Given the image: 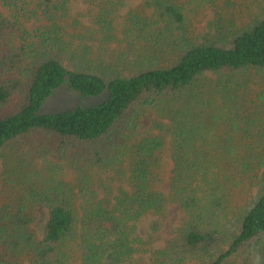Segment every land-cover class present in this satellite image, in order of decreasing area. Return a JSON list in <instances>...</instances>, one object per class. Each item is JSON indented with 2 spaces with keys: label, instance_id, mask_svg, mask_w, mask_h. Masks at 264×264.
Segmentation results:
<instances>
[{
  "label": "trees",
  "instance_id": "obj_1",
  "mask_svg": "<svg viewBox=\"0 0 264 264\" xmlns=\"http://www.w3.org/2000/svg\"><path fill=\"white\" fill-rule=\"evenodd\" d=\"M242 1L144 0L119 25L114 0H0V160L26 195L0 208V264H264V93L243 102L238 79L264 73V5L242 19ZM207 9L221 37L197 42ZM90 42L115 52L81 62ZM63 86L109 95L42 112ZM143 110L155 118L136 138Z\"/></svg>",
  "mask_w": 264,
  "mask_h": 264
},
{
  "label": "rangeland",
  "instance_id": "obj_2",
  "mask_svg": "<svg viewBox=\"0 0 264 264\" xmlns=\"http://www.w3.org/2000/svg\"><path fill=\"white\" fill-rule=\"evenodd\" d=\"M102 1V0H100ZM236 3H240L242 0H234ZM114 2L120 3L119 7L121 8L120 11L116 14L117 17V22L118 24H124L127 14L129 11H142L143 9V3L144 0H114ZM244 2V1H242ZM245 7H244V12L245 16L239 15L238 11H241V7L239 8L234 7L231 12H230V19L232 20H238L241 19H246L249 14H251V11L254 13V17L257 16V12L260 9L261 5H264L263 0H245ZM86 4V3H85ZM87 5V4H86ZM96 4L93 5H87L90 8H93ZM107 6V4H105ZM259 6V7H258ZM72 8L74 9V13L77 15L78 11L82 9L81 3H75L73 4ZM96 15V14H95ZM95 15H85V18H82L81 16L77 15V18L81 22L84 23L82 26L83 29H91L90 23L93 22L95 19ZM250 18V15H249ZM43 24V19L40 21ZM215 22H216V14L213 9H207L205 10L204 13H202L199 17H196L193 22V28H192V37L197 41V42H204L209 39L211 40H217L219 39L220 33L215 27ZM40 24L37 23L38 27ZM123 26V25H122ZM72 32H74L72 30ZM88 50L83 48V58H79L81 62H89V63H97L100 62L102 63L103 61H107L106 58L115 52V46L109 47L110 51H104L105 47H101L99 44H95L93 42H90L87 44ZM110 52V53H109ZM110 58V57H109ZM204 79L210 81V82H216L217 79H219L215 75H206ZM238 79H241L240 82L242 83V95H243V102L248 99H256L260 94L264 93V73L257 72L255 70H252L248 73H243L238 75ZM108 93L105 92L102 95L99 96H94V97H87L83 98L78 92L69 89L67 86H63L61 89H59L53 96L48 98L41 109L42 112L48 113V114H54V113H60L64 111H70L73 110L77 107H92L95 105H98L104 101L107 100L108 98ZM246 102V101H245ZM262 108H264V101L261 102ZM155 118V114L153 111H148V110H143L141 112V118L139 120V125L137 128V131L135 135L138 136L144 135L149 131V129L152 126L153 119ZM134 135V136H135ZM165 157L170 158V151H165ZM5 158L0 160V208H3L5 206H10V207H16L20 204V202H23L22 204L26 203V197L25 192L21 191L19 189L20 187L11 185L10 182H7L5 180V175L3 173L4 171V163H5ZM52 163H59L62 167V162H58L56 160V157L51 158ZM76 173L70 169H65L64 171L61 172L59 175L62 177V179L68 181H74L76 178ZM21 191V192H20ZM18 194V199L16 200L15 197ZM46 209L43 208L41 205H36L33 207V224H32V232L35 233V235L39 238H43V228L46 223ZM175 223L170 225L162 235L163 237L161 239L164 240L169 237L168 235H171L173 232L174 227L179 223L180 221V215L177 213L178 209L175 208ZM146 226V225H145ZM143 229V227H142ZM160 241L157 243V246L159 245ZM142 254L136 256L134 258L133 264H154V260L151 258L150 254H145L141 257ZM194 264V263H192Z\"/></svg>",
  "mask_w": 264,
  "mask_h": 264
}]
</instances>
